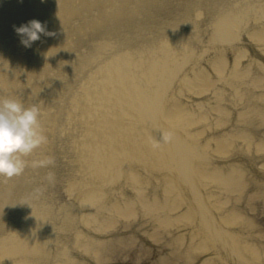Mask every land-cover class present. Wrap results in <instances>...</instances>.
<instances>
[{
    "label": "bare ground",
    "instance_id": "bare-ground-1",
    "mask_svg": "<svg viewBox=\"0 0 264 264\" xmlns=\"http://www.w3.org/2000/svg\"><path fill=\"white\" fill-rule=\"evenodd\" d=\"M253 4L0 0V264H74L67 246L109 248L98 229L126 217L264 264L208 195L242 188L240 165L264 170L259 137L244 157L247 92L264 86Z\"/></svg>",
    "mask_w": 264,
    "mask_h": 264
},
{
    "label": "rangeland",
    "instance_id": "rangeland-1",
    "mask_svg": "<svg viewBox=\"0 0 264 264\" xmlns=\"http://www.w3.org/2000/svg\"><path fill=\"white\" fill-rule=\"evenodd\" d=\"M248 2H253V5L264 4V0H248ZM245 51L247 56L254 59V63L256 61L263 65L262 70L260 66L259 68L255 66L256 69L252 65L251 67L255 75L263 72L261 79L264 82V53L254 51L250 44L247 45ZM260 88L263 91L258 96H254L251 91L247 92V96L252 101L255 100V103L260 107L251 105L249 109H244L245 111L248 110L246 115L248 116V122H251L249 129L254 128L257 131L253 138H250L251 142L245 146L247 153L244 157L248 158L256 150L257 137L264 142V86ZM227 105H229L227 109L231 112L229 115L232 116L234 114V104L229 101ZM249 129H247V132ZM259 154L261 155L258 165H262L264 164V151H259ZM240 166L243 168L241 169L243 174L240 178V181H243L242 188L224 191V188L213 182L215 186L208 192V195L213 200L215 199L218 205L222 206L228 218L235 219L238 222L240 228L236 223L235 227L239 229V232H235V234L250 246L256 248L262 255L264 254V170H256L254 164ZM58 205L55 202L53 208L56 209ZM235 215L236 217H234ZM119 223L124 225L120 226L116 223L114 226L102 230L99 228L98 234L104 237L94 238V240H101V242L107 240L109 248L95 245L96 247H93V249L81 252L76 249L71 250L67 246L68 244L64 243V246H67L66 249L69 255L74 259V264H219L218 260L220 261L222 258L223 264H237L232 256H228L224 251L218 250L217 255L207 253L206 248L201 249L197 245H189L190 242L186 232L176 229V225L166 227L165 224L159 222L150 223L148 218L139 222L132 217H126ZM117 227L119 229L116 230L114 236L107 237L105 235L107 231H113ZM203 239L201 238V240ZM63 257L65 256L63 255Z\"/></svg>",
    "mask_w": 264,
    "mask_h": 264
}]
</instances>
